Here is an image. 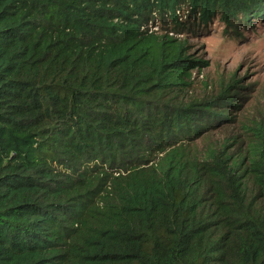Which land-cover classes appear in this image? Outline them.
Wrapping results in <instances>:
<instances>
[{"label":"trees","instance_id":"obj_1","mask_svg":"<svg viewBox=\"0 0 264 264\" xmlns=\"http://www.w3.org/2000/svg\"><path fill=\"white\" fill-rule=\"evenodd\" d=\"M259 17L264 0H0V264H264V127L214 138L238 95H189L205 62L185 39Z\"/></svg>","mask_w":264,"mask_h":264},{"label":"rangeland","instance_id":"obj_2","mask_svg":"<svg viewBox=\"0 0 264 264\" xmlns=\"http://www.w3.org/2000/svg\"><path fill=\"white\" fill-rule=\"evenodd\" d=\"M187 15L188 10L181 12L184 21ZM242 27L233 34L223 22L213 19L202 36L185 35L192 58L205 62L193 73L189 95L212 99L223 89L238 95L234 102L238 107L227 112L231 121L213 134L215 139L244 135V128L250 126L264 127V19L251 18V23Z\"/></svg>","mask_w":264,"mask_h":264}]
</instances>
